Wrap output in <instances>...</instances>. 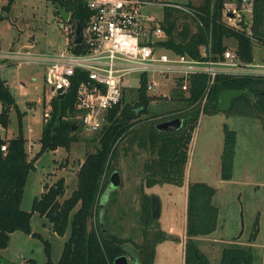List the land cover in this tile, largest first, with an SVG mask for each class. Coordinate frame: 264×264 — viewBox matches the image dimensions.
Segmentation results:
<instances>
[{"label":"trees","instance_id":"obj_1","mask_svg":"<svg viewBox=\"0 0 264 264\" xmlns=\"http://www.w3.org/2000/svg\"><path fill=\"white\" fill-rule=\"evenodd\" d=\"M16 0H8L1 8L0 21L7 18ZM56 7V15L62 17L60 9L68 13L70 22L79 23L85 28L90 11L85 0H49ZM232 0H202L200 4H188L194 9L203 26L196 18L183 12L167 8L163 27L168 40L162 43L166 50L203 60L201 50L209 48L208 59L217 61L230 49L228 42L235 43V53L244 63H252L254 45L264 47V0H256L252 33L253 42L245 31L228 27L224 21L225 5ZM6 15V16H5ZM206 75H195L191 78L189 95L179 88L175 89L174 99L183 107L167 114L148 119L143 123L142 117L148 114L150 104L156 99L147 93V82L139 90H131L111 115L109 124L101 133L96 134L97 150L89 153L78 172V186L69 199L61 202L66 185L61 179L53 186H45L41 198L36 199L33 212L22 210V201L30 172L35 169L36 161L46 152L60 148L70 150L80 140L78 133L81 124L75 119L78 79H75L68 92L60 100L54 97L51 101V112L44 119L41 150L34 159H29L27 139L23 134L22 113L0 69V250L8 247L11 235L23 232L38 236L32 232V215L37 212L50 220L53 231L64 236L71 226V236L64 246L61 260L53 263L50 259L51 246L46 243L49 256L47 264H114L121 256H134L139 264H155L156 247L167 239L161 230L155 231L157 223L152 219L151 197L144 194V241L135 248L128 246V240L105 229L100 220L102 213L101 198L105 187L111 181L109 176L115 172L112 161L115 160L120 147L126 141L137 144L148 151L152 158L145 165V187L156 185H183L186 166L189 162L188 148L199 120L203 114H218L219 95L224 90H239L243 95L232 102L229 114L259 119L264 129V77L254 76H218L212 86L208 101H202L208 85ZM17 110L19 132L15 138L8 139L2 135L11 123V113ZM180 118L183 126L176 132L161 133L155 126L163 121ZM76 128L74 129V127ZM238 134L227 125L224 126V147L221 155V177L231 181L234 177L235 157ZM5 147V150L3 149ZM217 191L206 183H191L187 191V221L185 264H211L209 258L199 249L197 238H205L218 229L219 208L213 200ZM105 212V211H104ZM104 215V219H105ZM95 220L97 225L90 227ZM259 235L258 224L254 225L249 237L248 247L239 245L226 246L221 254L219 264H254L255 256L252 244ZM26 264H37L29 260Z\"/></svg>","mask_w":264,"mask_h":264},{"label":"rangeland","instance_id":"obj_2","mask_svg":"<svg viewBox=\"0 0 264 264\" xmlns=\"http://www.w3.org/2000/svg\"><path fill=\"white\" fill-rule=\"evenodd\" d=\"M174 5L195 6L202 0H161ZM8 0H0L1 8ZM147 12L162 19L163 8L147 9ZM11 18L0 22V45L5 51L21 49L35 55L60 53L66 48V37L59 28L60 18L56 15V7L49 0H16L10 12ZM13 22V25H12ZM231 50L234 42H228ZM254 57L257 63H264V47L254 45ZM0 62L1 76L8 82L16 104L22 113L23 134L27 139V151L32 160L41 150L45 114L51 112V90L45 82V69L42 66L26 65L22 67L8 66ZM159 88L155 100L150 104L148 114L142 117L143 123L148 119L167 115L183 104L174 99L172 78L154 77ZM24 83V84H22ZM137 83V78H135ZM166 96L168 98H162ZM0 102V112H1ZM238 134V156L231 181L221 177V155L224 147V126ZM9 138H15L19 132L17 110L11 113V123L7 130H2ZM80 140L70 150L60 148L43 154L30 172L22 201V210L33 212L36 199L41 198L45 186H53L61 179L65 180L66 190L61 202L69 199L78 186V172L89 153L97 150L96 135L80 130ZM189 162L186 166L183 185L164 184L151 188L145 187V165L152 155L137 144L128 141L120 147V151L112 167L120 173L121 185L114 189L107 185L101 198L100 220L105 229L128 240V246L135 248L142 244L144 194L157 197L160 201V218L155 220V231H163L167 239L156 247L155 264H184L185 255V223L187 209V190L196 180L203 181L217 191L214 204L219 208L217 232L213 235L219 243L215 249L208 250L207 242H198L199 249L207 256H212L213 264L220 263L218 254L222 246H250L249 237L254 225L258 224L259 235L252 244L255 263L264 264V129L259 119L236 116L228 112L203 114L193 133L188 148ZM114 172V173H115ZM112 175L109 176L111 178ZM105 211V212H104ZM104 215L105 219H104ZM32 232L38 236L16 232L11 236L8 247L0 250V264H26L34 260L37 264H47L46 243H50V259L53 263L61 260L64 246L71 236V226L64 236L53 231L52 224L46 217L34 212L32 215ZM97 225L93 220L90 224ZM132 264H139L135 261Z\"/></svg>","mask_w":264,"mask_h":264},{"label":"built area","instance_id":"obj_3","mask_svg":"<svg viewBox=\"0 0 264 264\" xmlns=\"http://www.w3.org/2000/svg\"><path fill=\"white\" fill-rule=\"evenodd\" d=\"M85 2L91 15L85 28H82V43H75L77 24L70 22L71 17L68 21L59 17V28L67 42L64 51L50 56L35 55L21 49L0 51V62L18 67L42 66L46 71L45 82L53 97L61 89L65 95L73 81L78 79L75 119L88 134L101 133L109 124L112 112L122 105L126 94L139 90L144 81L147 82V93L155 97L159 84L154 77L172 78L173 89L179 88L189 95L191 78L201 74L208 76L203 106L218 76L264 77V63H257L256 60L244 63L235 50L227 49L217 61L208 59L207 47L202 48L204 59L200 61L166 50L162 46L168 40L163 27L165 15L160 19L148 13L147 9H177L196 18L203 26L200 13L189 6L161 0ZM255 5L256 0H232L224 10L226 25L247 32L253 42Z\"/></svg>","mask_w":264,"mask_h":264},{"label":"water","instance_id":"obj_4","mask_svg":"<svg viewBox=\"0 0 264 264\" xmlns=\"http://www.w3.org/2000/svg\"><path fill=\"white\" fill-rule=\"evenodd\" d=\"M60 13L64 20L68 21L70 15L68 13H65L63 10L60 9ZM76 44L82 43V27L79 23H77V32H76ZM243 95L242 91L239 90H224L220 93L219 99H218V105L217 109L219 112H229V110L232 107L233 100L241 97ZM64 97V91L63 89L58 91L57 99L60 100ZM183 126V120L180 118L170 119L167 121H163L158 123L155 126V129L161 133H168V132H176L180 130ZM76 126L74 127V129ZM111 181V187L114 189H117L121 185V177L119 172L113 173V175L110 178ZM151 210H152V217L153 219L157 220L160 218L161 214V207H160V201L157 197H154L152 199L151 203ZM137 259L134 256H121L118 257L114 264H132Z\"/></svg>","mask_w":264,"mask_h":264},{"label":"crops","instance_id":"obj_5","mask_svg":"<svg viewBox=\"0 0 264 264\" xmlns=\"http://www.w3.org/2000/svg\"><path fill=\"white\" fill-rule=\"evenodd\" d=\"M0 16H1V13H0ZM6 16V15H5ZM11 18V16H10V14L7 16V18H6V20H8V19H10ZM0 22H3V21H0ZM12 25H13V22H12ZM11 50H14V49H12L11 48ZM0 51H5L4 49H2L1 48V45H0ZM8 66H13V65H8ZM14 66H16V65H14ZM16 67H18V66H16ZM0 69H1V66H0ZM46 72V71H45ZM8 83V82H7ZM22 84H24V83H22ZM52 93V92H51ZM57 97V96H56ZM46 98V101L47 102H50V99H51V101H52V99L54 98L53 97V93L50 95V98L47 100V97H45ZM1 110H2V106H1ZM46 114H48V111H47V113ZM46 114H45V116H46ZM2 135L4 136V137H6V138H8V139H11V138H9L8 136H6V135H4L3 134V132H2ZM237 156H238V140H237V149H236V157H235V165H236V160H237ZM196 182H200V183H205V182H203V181H198V180H196L195 181V183ZM194 183V182H193ZM207 184V183H206ZM188 191V190H187ZM216 197V196H215ZM186 212H187V209H186ZM186 221H187V216H186ZM217 232V231H216ZM215 232V233H216ZM214 233V234H215ZM214 234H212L211 236H208V237H205V238H197L196 239V242H197V244H198V242H207L209 245H208V248H209V250H208V252L209 253H212V252H210V249H215L216 248V246H215V244H217V243H219V241L216 239V238H213V235ZM13 235V234H12ZM11 235V236H12ZM185 240H186V223H185ZM226 246H229V245H226ZM226 246H222L221 248H220V251H219V253L217 254L216 252H215V255L218 257H220V259H221V254H222V251H223V249L226 247ZM252 247H254V245L252 246ZM254 252V251H253ZM205 254V253H204ZM157 256V255H156ZM207 256V255H206ZM208 258H209V260L211 261V264H213V262L212 261H214L213 259H212V256H207ZM155 263H156V257H155ZM184 264H185V255H184ZM215 264H217V260H216V263Z\"/></svg>","mask_w":264,"mask_h":264}]
</instances>
